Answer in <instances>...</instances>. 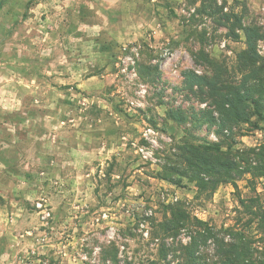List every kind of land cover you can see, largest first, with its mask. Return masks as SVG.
Instances as JSON below:
<instances>
[{
  "label": "rangeland",
  "instance_id": "obj_1",
  "mask_svg": "<svg viewBox=\"0 0 264 264\" xmlns=\"http://www.w3.org/2000/svg\"><path fill=\"white\" fill-rule=\"evenodd\" d=\"M203 7L204 0H0V264H164V245L171 264L184 262L192 233L156 229L170 204L209 221L226 241L229 228L245 231L264 261V233L248 225L241 202L264 205V176L244 173L238 187L222 184L210 197L187 178L165 179L185 143L232 133L240 157L264 164V118L259 128L219 133L207 89H192L186 77L220 66L240 83L246 35L238 29L233 37L225 19L238 15L264 33V0ZM258 49L264 56V39ZM200 250L207 264H223L215 240Z\"/></svg>",
  "mask_w": 264,
  "mask_h": 264
},
{
  "label": "trees",
  "instance_id": "obj_2",
  "mask_svg": "<svg viewBox=\"0 0 264 264\" xmlns=\"http://www.w3.org/2000/svg\"><path fill=\"white\" fill-rule=\"evenodd\" d=\"M215 2L216 0H204L203 9H212ZM232 15L234 20L231 15H227L225 19V23L230 25L231 35L240 38L238 29L243 30L246 35L247 48L238 58V72L242 81L236 84L234 80H227L226 72L219 70L220 66L214 67L212 75L186 72L189 86L192 89L195 86L207 89L212 98L219 117L212 111L207 113L210 122L219 124V133L226 128L233 130L236 125L241 124H252L259 128L258 121L264 118V56L258 49L264 33L256 26H244L240 16ZM223 137L221 142L185 143L174 156L175 160L165 166V179L180 184L182 178H187L196 184L198 196L210 197L222 184L232 183L238 187L237 179L244 173H253L255 177L264 176L263 163L252 166L246 152L241 157L236 153L238 150H235V145L238 142L233 133ZM241 202L251 215L248 225L256 224L258 230L264 233V205L260 199L253 198L250 202L241 199ZM167 208L170 217L156 226L158 235L178 236L183 229L192 233L190 243L181 247L185 260L178 264H207L200 249L211 239L216 241L217 255L223 264H264L257 257L253 239L245 231L229 228L231 236L226 241L225 238H219L209 221L193 216L184 206L170 204ZM168 250L165 245L161 250V261H165L164 264H171L167 260ZM111 256L116 258L117 252Z\"/></svg>",
  "mask_w": 264,
  "mask_h": 264
},
{
  "label": "built area",
  "instance_id": "obj_3",
  "mask_svg": "<svg viewBox=\"0 0 264 264\" xmlns=\"http://www.w3.org/2000/svg\"><path fill=\"white\" fill-rule=\"evenodd\" d=\"M156 132L153 128H150L148 127L146 130H145V137L146 139H148L149 141H152L154 142V136H156ZM143 150V149H142ZM144 151V150H143Z\"/></svg>",
  "mask_w": 264,
  "mask_h": 264
}]
</instances>
